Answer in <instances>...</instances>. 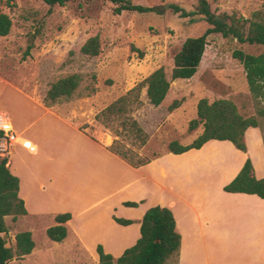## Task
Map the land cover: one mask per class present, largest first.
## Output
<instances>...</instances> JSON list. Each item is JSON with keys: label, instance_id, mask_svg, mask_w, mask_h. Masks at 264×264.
I'll return each mask as SVG.
<instances>
[{"label": "rangeland", "instance_id": "374dc122", "mask_svg": "<svg viewBox=\"0 0 264 264\" xmlns=\"http://www.w3.org/2000/svg\"><path fill=\"white\" fill-rule=\"evenodd\" d=\"M133 1L156 5L158 9L115 13V4L108 0H68L63 5H49L44 0H0V13H6L11 19L8 33L0 36V111L8 116L12 128L18 133L14 148L18 144L27 151V145L33 144L34 141L28 136L30 130L22 133L21 128L27 124H34L31 130L37 127L32 120L40 110V105H44L43 98L49 85L70 73L81 75L78 88L70 98L57 100L50 107L75 123L82 124L89 134L97 135L99 139H112L111 144L124 151L130 160L160 154L168 149V143L172 140L181 144L190 143L202 131L201 124L189 129V121L196 118V103L201 97L209 101L229 99L235 103L240 114L256 117L264 141V99L253 97L247 85L245 70L232 54L237 49L257 54L263 50L261 45L239 42L232 36L224 37L218 32L210 33L197 71L190 78L170 80L169 90L160 105L149 103L145 86L129 92L160 66L170 77L174 54L184 39L201 34L209 26L198 13L192 12L187 16L181 14L182 10L196 11L197 0ZM209 1L215 13H235L249 20L264 21L262 0ZM94 35L98 36L100 52L97 55L83 53L81 45ZM29 44L32 46L27 51ZM123 95H127L124 111H113L100 121L95 120L96 113ZM175 100H178L177 106L169 109ZM132 119L146 133L143 145L139 143L140 137L131 124ZM225 142L219 145L220 150L224 151L217 153L218 156L208 153L207 157L211 159L214 155V159L204 162L208 164V170H205L204 179L199 177L201 180H211V187L206 189L205 186H199L198 174L193 173L197 179L194 181L196 187L184 190V197L192 190L193 203L211 206L231 204L225 198L223 202L216 197L218 181L226 178L221 168L223 159L232 157V162L234 158ZM41 145L44 148L40 147L36 154H30L28 150L22 155L13 148L10 158L12 161H26L45 171H60L53 160L57 154L53 140L44 138ZM249 152L252 164L255 162L259 168L256 170L259 171L264 166L260 146L254 143ZM0 155L6 156L7 153ZM194 169H198V166ZM184 170L182 179L187 174ZM165 183L173 185V172L167 176ZM169 196L168 192L161 195L162 200ZM156 199L157 194L151 192L147 202L151 206L158 205ZM249 199L260 204L258 210L247 204L246 198L241 200L244 202L241 211L227 209L224 216L234 213L228 220L229 240L219 241L214 233L211 236L205 231L208 233L206 244L209 251L219 247H225V250L227 247L231 251L241 250V259L246 264L252 263L251 259L258 264L257 259L261 257L262 264L264 219L258 214L264 213V200L257 196ZM27 200L30 208L27 216L13 218L12 215H6L4 218L7 226L6 245L14 248L15 234L24 230L31 231L35 245L29 254L22 258L13 256L8 264H99L97 250L92 247L85 249L79 245L80 249H70L66 248L65 243L50 239L46 234L48 217L35 215L31 209L35 199L30 197ZM191 213L195 219V213ZM201 215L203 223L211 217ZM256 221L262 224L256 227ZM200 248L198 246L197 249ZM176 262V258L172 257L165 264Z\"/></svg>", "mask_w": 264, "mask_h": 264}, {"label": "crops", "instance_id": "0c3cea01", "mask_svg": "<svg viewBox=\"0 0 264 264\" xmlns=\"http://www.w3.org/2000/svg\"><path fill=\"white\" fill-rule=\"evenodd\" d=\"M40 107L32 120L36 122L37 127L31 130L34 124H27L20 132L30 130L28 136L34 141L35 154L43 147L42 139L53 140L57 150L53 160L60 171L53 173L38 169L26 161L18 159L12 161L10 158L12 151L17 149L23 155L26 149L18 144L14 148L15 143L9 147L6 155L7 164L10 171L19 178L18 195L24 200L27 211L25 214L17 215L18 218L28 215L30 208L27 199L32 197L37 201L34 200L32 211L35 215L47 216L49 226L57 224L56 214L64 212L71 214V217L63 222L66 236L59 241L65 243L66 248L76 249L81 246L80 248L92 247L93 250H97L99 243L106 253L117 258L125 248L133 245L139 238L141 219L146 209L151 206L147 198L152 192L157 194L155 201L158 205L169 207L173 212L175 228L181 236L176 264H246V261L241 259V250L231 251L226 247V251L225 247H219L209 251L206 244L208 233L205 231L209 232V235L214 233L219 241H228L230 233L228 220L234 213L224 216V211L227 209L241 211V205L244 203L241 200L245 198L247 204L253 208L258 210L260 207L257 201L249 199L257 196L256 194L224 191L222 188L234 178L246 157L250 156V146L257 143L264 156L263 139L258 127H248L245 130L246 151L238 149L229 140L210 139L200 148H190L181 153H173L167 149L149 162L133 166L109 149L112 139L104 137L99 139L97 135L89 134L82 124L62 116L57 109L45 105ZM222 142H225L234 158L232 162V157L223 159L221 168L226 178L218 181L216 197L223 202L225 198L231 204L211 206L193 203L192 190L186 197L183 196L184 190L196 187L194 181L197 179L193 177V173L198 174L199 186H205L206 189L211 187L213 184L211 180L209 182L199 177L204 179L206 176L208 164L205 165L204 162L214 159V155L209 159L208 153H214L216 156L217 153L221 154L217 149ZM33 152L28 151L30 154H34ZM67 163H70L71 167L67 166ZM255 165L254 162L255 176L264 177V166L258 171ZM196 166L198 169H194ZM182 170L187 173L185 179L181 178ZM170 172H173V185H166L165 179ZM51 190L53 194L49 193ZM165 192L170 196L162 200L161 195ZM193 194L195 196V193ZM124 201H135L137 205H124ZM179 202L181 205L178 206ZM191 211L195 213V219L192 218ZM201 214L211 217L203 223ZM258 215L264 219V213L260 212ZM114 217L130 219L131 222L121 224ZM222 219L226 223V228ZM258 224L262 223L256 221L254 226L257 227ZM198 246L201 248L197 249ZM257 260V263L261 264L262 258ZM250 261L256 264L252 259Z\"/></svg>", "mask_w": 264, "mask_h": 264}, {"label": "trees", "instance_id": "16d2710c", "mask_svg": "<svg viewBox=\"0 0 264 264\" xmlns=\"http://www.w3.org/2000/svg\"><path fill=\"white\" fill-rule=\"evenodd\" d=\"M49 5H63L68 0H44ZM93 1V0H86ZM115 4L113 11L150 12L157 11L156 5L135 2L133 0H108ZM264 5V0H262ZM176 10L179 7L175 6ZM200 14L209 26L199 35L188 36L182 42L179 50L174 54L173 66L170 77H167L162 66L153 70L149 75L132 87L129 92L139 90L145 86L149 103L158 106L164 100L170 86V80L190 78L199 66L210 33L218 32L224 37L232 36L239 42L258 44L263 50L257 54L246 53L242 50H234L233 56L242 64L248 88L256 99H264V21L244 18L235 13H215L211 10L209 0H197L196 11H181L183 16L191 13ZM247 24V26H246ZM11 19L6 13H0V36L8 33ZM32 45L27 46V51ZM134 48V47H133ZM81 51L88 55H97L100 52L97 35L89 37L82 45ZM81 81L79 73H70L53 81L43 98L45 106H50L62 98H70L76 91ZM128 92V93H129ZM127 95L117 98L112 103L96 113L94 118L100 121L108 113L124 111V102ZM178 100L169 105V109L177 106ZM261 111H259L260 113ZM132 126L140 137V144L146 142V133L132 119ZM202 125V131L190 143L181 144L177 140L168 143V150L173 153H181L190 148H200L210 139L229 140L235 147L246 151L244 132L248 127H257L258 120L254 116H243L237 110L235 103L226 98H218L209 101L205 97L198 99L196 103V118L189 121V129ZM2 132L0 131V134ZM264 147V141H263ZM109 149L126 159L133 166H140L149 162L158 154L149 158L138 157L130 160L124 151L116 149L114 144ZM7 156L0 155V264H8L13 256L23 257L29 254L34 247L31 231L24 230L15 234V247L6 245L7 226L5 216L25 214L24 200L19 197V178L13 174L7 164ZM225 191L256 194L264 200V177L257 178L254 174L250 157H246L242 167L234 178L223 186ZM124 205L136 206L135 201H124ZM71 217L69 212L55 215L57 224L46 228L47 236L54 241H61L66 236V227L63 225ZM121 224H128L130 219L114 217ZM181 243V236L175 228V218L169 207L153 205L146 209L140 223V236L136 242L125 248L120 256L114 258L106 253L100 244L97 245L99 264H165L167 259L176 258Z\"/></svg>", "mask_w": 264, "mask_h": 264}, {"label": "built area", "instance_id": "2783aa9c", "mask_svg": "<svg viewBox=\"0 0 264 264\" xmlns=\"http://www.w3.org/2000/svg\"><path fill=\"white\" fill-rule=\"evenodd\" d=\"M0 154L8 152L9 147L16 142L18 135L15 130L12 128L10 120L6 115L0 113ZM28 150L33 152L36 147L34 144L27 145Z\"/></svg>", "mask_w": 264, "mask_h": 264}, {"label": "bare ground", "instance_id": "6f19581e", "mask_svg": "<svg viewBox=\"0 0 264 264\" xmlns=\"http://www.w3.org/2000/svg\"><path fill=\"white\" fill-rule=\"evenodd\" d=\"M222 151H224V150H220V148L217 149V152H221L222 153Z\"/></svg>", "mask_w": 264, "mask_h": 264}]
</instances>
